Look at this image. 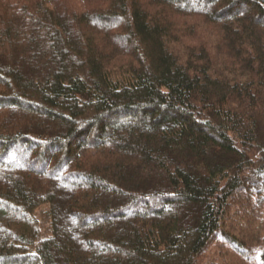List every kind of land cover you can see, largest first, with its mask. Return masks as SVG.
Returning <instances> with one entry per match:
<instances>
[{
    "label": "trees",
    "instance_id": "1",
    "mask_svg": "<svg viewBox=\"0 0 264 264\" xmlns=\"http://www.w3.org/2000/svg\"><path fill=\"white\" fill-rule=\"evenodd\" d=\"M238 213L256 235L264 0H0V264L247 258Z\"/></svg>",
    "mask_w": 264,
    "mask_h": 264
},
{
    "label": "rangeland",
    "instance_id": "2",
    "mask_svg": "<svg viewBox=\"0 0 264 264\" xmlns=\"http://www.w3.org/2000/svg\"><path fill=\"white\" fill-rule=\"evenodd\" d=\"M196 0H190L191 3H194ZM3 161L7 164L12 165H20V162L15 157L7 156L3 159ZM231 208L234 207L236 211H240L242 206H238L237 203L234 201L230 202ZM154 205L160 204V202H153ZM152 204V205H153ZM153 205V206H154ZM141 211L144 210V208L141 206ZM233 212L231 211L230 214ZM239 215H233L228 216L229 221H233L235 223H238L236 225H240V229H237L235 233L238 235V238L241 240H246L249 245L251 246V251L249 252V258H244V256L238 252L232 246L224 240L221 236H215L208 244L206 250L203 252V254L199 257V262L197 264H258V253L260 249V242L262 240V235L264 234V213H261V215H257L254 221L255 229H256V235L250 231L249 228H245L246 225H244L241 221H239ZM37 216L40 218V222L42 224V230L43 233H46L47 230V215L41 211L37 213ZM244 228H242V227ZM237 227V226H236ZM260 228H263L260 230ZM263 233L261 235H257L259 233ZM255 241V242H254ZM254 242V243H253ZM98 248L100 246L97 245Z\"/></svg>",
    "mask_w": 264,
    "mask_h": 264
}]
</instances>
